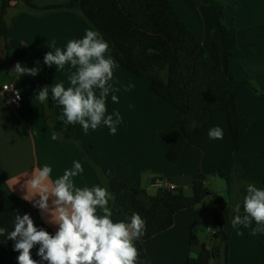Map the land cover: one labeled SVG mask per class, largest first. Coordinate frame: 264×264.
I'll list each match as a JSON object with an SVG mask.
<instances>
[{"label": "crops", "instance_id": "0c3cea01", "mask_svg": "<svg viewBox=\"0 0 264 264\" xmlns=\"http://www.w3.org/2000/svg\"><path fill=\"white\" fill-rule=\"evenodd\" d=\"M69 0H32L36 6L65 4ZM191 31L204 46L210 56L217 52L221 61L226 59L221 31L213 7L208 0H169ZM231 5L225 11V21L236 30L237 44L240 48L256 51L264 50V0H221ZM6 19L27 51L38 59H43L55 47L65 48L72 39H80L90 27L74 14L55 11L36 14L27 11L23 0H12ZM215 43H218L216 50ZM110 46V45H109ZM17 53L8 56L5 41L0 38V188L9 189L33 205L35 190L30 187V179L45 164L52 168L48 181L63 175L78 161L83 172L73 177L78 187H93L99 182L91 168L79 156L72 144H62L52 138L43 122V110L35 93V84L29 75L19 76L14 66L19 62ZM108 55L115 63L114 88L120 91L110 93L106 100L107 113L119 112L122 123L117 126L115 135L107 126L101 124L97 129L85 133L78 124L76 135L88 147L104 167L115 169L125 182L144 189L154 195L158 187L154 181L167 178L175 189L185 195L192 194L195 175L205 177L209 194L193 207L179 211L173 225L144 242L145 250L152 264H186L188 258L197 256L203 245L217 243L213 236L214 226L210 219V209L217 197L228 198L226 180L219 170H227L232 165L233 140L225 114H216L211 123L190 137L180 159L172 163L166 159L167 143L161 138L163 130L179 121L182 112L157 95L151 89L148 79L139 77L123 68L115 59L111 46ZM229 67L236 80L237 107L241 115L251 120L244 134L238 153L243 172L254 180L264 178V98L255 92L247 80L264 93V55L249 58H232ZM70 65L56 69L55 65L46 71L47 85L50 89L57 83L70 86L68 76L74 72ZM13 83L22 95L19 108H14L2 86ZM129 83L134 88L125 92ZM115 94L119 102H113ZM52 97V96H51ZM53 100V99H52ZM59 120L66 124L63 107L53 101ZM115 119V116H113ZM223 130V139H212L209 130L215 127ZM61 135V134H60ZM51 197L49 203L51 204ZM34 206V205H33ZM42 221L54 234L57 225L47 222L41 210L36 207ZM244 213H242L243 215ZM257 227L255 221L250 227L237 226L229 238V264H264V255L257 240L264 246V232L253 234L251 228ZM197 238L191 243V235ZM7 256L0 242V264L7 263Z\"/></svg>", "mask_w": 264, "mask_h": 264}, {"label": "trees", "instance_id": "16d2710c", "mask_svg": "<svg viewBox=\"0 0 264 264\" xmlns=\"http://www.w3.org/2000/svg\"><path fill=\"white\" fill-rule=\"evenodd\" d=\"M213 7L226 59L223 63L218 52L212 57L191 31L169 0H69L65 4L36 6L32 0H23L27 11L45 14L55 11L71 13L79 17L91 29L97 30L114 51L115 59L126 70L146 78L151 89L177 109L183 117L160 134L167 143L166 159L177 162L186 141L208 126L216 114H225L233 140L232 165L227 170H219V175L227 182L228 198L217 197L210 209V219L214 226L213 236L217 243L203 245L195 258H188L186 264H229V238L233 229L243 225L232 224L237 204L241 205L249 184L264 189V178L254 180L247 176L238 160L241 141L250 126L251 120L239 113L237 107L236 80L229 67L232 58H249L264 55V50L256 51L240 48L236 30L225 21V11L231 5L221 0H208ZM12 0H0V38L5 41L8 56L20 50L26 56L19 60L25 67L39 66L36 76H31L35 93L47 85L48 65L43 59L32 56L21 43L6 19ZM218 50V43H215ZM247 84L262 98L264 93L247 80ZM40 102V101H39ZM41 103V102H40ZM44 118L52 124L48 127L52 138L62 144H72L79 156L94 172L99 186L106 188L113 196L110 201L111 219L114 222L128 220L133 213L139 214L146 222L145 235L134 241L138 250V264H152L144 247V242L152 236L170 228L175 215L186 208L201 202L209 189L205 177L195 175L192 194L185 195L177 190L158 188L154 195L137 188L121 179L115 169L104 167L92 155L90 149L80 142L75 125H65L57 117L52 97L48 103H41ZM61 134V135H60ZM29 213L37 228L51 230L42 221L35 206L20 198L9 189L0 188V227L13 230L14 216ZM257 243L264 255V246ZM191 243L197 238L191 235ZM7 263L18 264L19 252L13 251L14 241L0 236ZM39 245L31 250L34 260ZM47 264V262H45Z\"/></svg>", "mask_w": 264, "mask_h": 264}, {"label": "clouds", "instance_id": "9594fccd", "mask_svg": "<svg viewBox=\"0 0 264 264\" xmlns=\"http://www.w3.org/2000/svg\"><path fill=\"white\" fill-rule=\"evenodd\" d=\"M43 57V63L56 69L70 65L74 72L68 76L69 85L57 83L51 87L53 101L63 107L66 124H79L87 133L101 124L107 126L110 134L115 135L117 126L122 123L119 112L106 115V100L110 93L120 91L114 88L113 80L116 63L108 55L109 43L94 29H86L80 39L67 42L65 48L55 47ZM13 70L19 75L36 76L40 68H28L17 63ZM133 83L124 87L127 92L134 88ZM41 103H48L49 86H44L36 94ZM113 102L118 103L117 95L112 94ZM115 116V119L113 118ZM212 139H223V130L215 127L209 130ZM83 172L80 162H74L73 168L65 170L63 175L48 181L52 168L45 164L30 179V187L39 199L33 200L47 222L57 225L54 234L44 228H37L29 213L20 214L17 210L13 230L0 227V236L14 241L13 251L19 252L18 264H138V250L134 241L141 239L146 232V222L137 213L128 220L114 222L111 219L110 201L112 194L99 185L78 187L73 181ZM51 204L49 203V198ZM241 205L237 204V213L232 224L250 227L255 221L257 227L252 233L264 232V189L249 184L243 199V215L239 214ZM39 245L34 260L31 250ZM195 258V255L193 256Z\"/></svg>", "mask_w": 264, "mask_h": 264}, {"label": "built area", "instance_id": "2783aa9c", "mask_svg": "<svg viewBox=\"0 0 264 264\" xmlns=\"http://www.w3.org/2000/svg\"><path fill=\"white\" fill-rule=\"evenodd\" d=\"M2 90L6 93L9 102L14 108H19L22 103V95L18 91L17 87L13 83H6L2 86ZM154 185L158 188H166L169 190L175 189V185L172 184L166 178H159L154 181Z\"/></svg>", "mask_w": 264, "mask_h": 264}, {"label": "rangeland", "instance_id": "374dc122", "mask_svg": "<svg viewBox=\"0 0 264 264\" xmlns=\"http://www.w3.org/2000/svg\"><path fill=\"white\" fill-rule=\"evenodd\" d=\"M30 76V75H29ZM19 91V90H18ZM40 105H41V103H40ZM41 107H42V105H41ZM43 110V109H42ZM42 118H43V122H44V124H45V126H46V128H47V130H48V127L50 128L51 127V123H50V121L48 120V119H46V118H44V116L42 115ZM167 179V178H166Z\"/></svg>", "mask_w": 264, "mask_h": 264}, {"label": "water", "instance_id": "95a60500", "mask_svg": "<svg viewBox=\"0 0 264 264\" xmlns=\"http://www.w3.org/2000/svg\"><path fill=\"white\" fill-rule=\"evenodd\" d=\"M24 56H26V52L24 50L18 51V54H17L18 58H21V57H24Z\"/></svg>", "mask_w": 264, "mask_h": 264}]
</instances>
